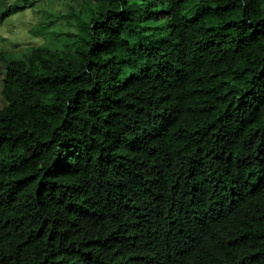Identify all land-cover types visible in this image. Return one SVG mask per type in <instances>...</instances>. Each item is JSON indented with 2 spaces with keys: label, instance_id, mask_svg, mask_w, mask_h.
<instances>
[{
  "label": "trees",
  "instance_id": "16d2710c",
  "mask_svg": "<svg viewBox=\"0 0 264 264\" xmlns=\"http://www.w3.org/2000/svg\"><path fill=\"white\" fill-rule=\"evenodd\" d=\"M66 19L1 56L0 264H264V0Z\"/></svg>",
  "mask_w": 264,
  "mask_h": 264
},
{
  "label": "rangeland",
  "instance_id": "374dc122",
  "mask_svg": "<svg viewBox=\"0 0 264 264\" xmlns=\"http://www.w3.org/2000/svg\"><path fill=\"white\" fill-rule=\"evenodd\" d=\"M86 0H39L28 8L0 22V108L5 102L1 95L5 74L3 54L20 55L31 46L54 47L63 42L71 30L66 17L70 10L80 8Z\"/></svg>",
  "mask_w": 264,
  "mask_h": 264
}]
</instances>
